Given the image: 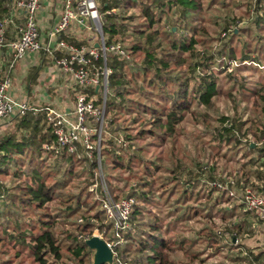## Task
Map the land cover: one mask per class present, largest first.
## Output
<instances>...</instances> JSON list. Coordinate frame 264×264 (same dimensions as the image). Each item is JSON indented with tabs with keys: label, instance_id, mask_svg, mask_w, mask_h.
<instances>
[{
	"label": "rangeland",
	"instance_id": "1",
	"mask_svg": "<svg viewBox=\"0 0 264 264\" xmlns=\"http://www.w3.org/2000/svg\"><path fill=\"white\" fill-rule=\"evenodd\" d=\"M202 5V12L198 15L193 14V17H189V14L184 16L179 6L173 7V10L169 11L168 5L165 8L166 12L155 7L157 17H161L162 22L151 31L158 30L160 39L169 42V31L171 27L175 26L173 29L174 32L178 31L176 34L179 41L188 46L196 41L193 54L191 51L182 53V56L188 59L187 64L173 69H175L176 75L191 79L190 97L193 99L195 95L198 96L193 91L198 87L203 75L198 63L205 61L212 65L213 71L216 73L217 87V95L212 100V107L203 105L198 98H195L190 113L177 126L179 130L176 138L171 139L167 145L163 144L164 146L160 140H149L155 141L156 144L150 146L147 151L145 150L144 165L135 160L131 169L108 170L104 173L102 168L101 171L95 172L97 174H95L94 180L99 187L102 182L107 187V182L111 181L112 185L119 189L118 195L125 188L126 182L129 183V187L140 183V178H144L143 182L150 183L158 205H146V210H151L150 213L145 211L146 218L154 219V216H159L162 219L159 225L164 237L172 240V259L177 264H242L241 260L247 258L249 264H254L253 255L260 251L264 252L262 225L258 223L252 212L248 218H245V213L250 211L245 210L243 204L239 202L232 203L224 191L213 187V185L215 183L225 185L233 180H241L243 173L251 174L252 186L257 188L259 185L260 188L264 184V167H260L263 160L257 153V148L254 147L262 137L261 131L264 128V0H203ZM127 14L136 15L132 27L147 26L145 19L138 16V11L133 10ZM131 31H133L132 28ZM151 31L148 34L152 33ZM121 40L114 39V41H120L127 48H131L132 39ZM230 51L234 52L231 56L233 58L225 59L226 53ZM176 52L181 55L178 50ZM245 55L246 57H244ZM142 59L141 53L134 57L135 63L140 65ZM193 69H195L194 72ZM131 73V71L128 72L129 76ZM20 81L24 83L22 74ZM173 90H175L174 87ZM134 98L138 99L139 97L134 96ZM119 119L121 122L118 121V123L124 127L132 128L130 131L133 135H136L141 127L131 123L132 118L128 116ZM8 120L2 119L0 124ZM231 123L235 125L236 139L234 137L228 140L224 138L225 133L221 129L224 125ZM12 126V124L9 125V127ZM220 136L222 137L220 138ZM123 137L124 134L108 131L102 133L101 138L114 142L117 146L115 149L120 151L124 145ZM145 143L144 140L137 141L140 146ZM172 144L176 148L177 155L180 154V158L184 160L190 171L193 167L194 175H198L200 180L192 189L190 187L191 191L184 197H181V193L188 176L175 179L177 176L173 174V171L178 161L172 159ZM122 152L125 153L123 150ZM79 153H81V158L78 156L77 158L81 159L80 161L85 158L94 161L96 158L95 155L92 159L88 158L83 150H80ZM100 154L99 151L96 156L101 161ZM55 161V157L45 161L49 167L51 165L52 171L58 168ZM104 161L112 163L109 157L104 158ZM85 164L75 163L76 175L72 180H67L66 194L82 193L84 199L87 198L89 192L84 191L90 173ZM156 165L160 168L156 169ZM31 167L33 168L34 165ZM146 167L150 169L152 177L145 174ZM256 172L260 175H257ZM107 174L113 175L109 178L110 180L105 176ZM50 175L49 181L53 183L56 180L53 177L54 172ZM210 175L215 177V180L209 179ZM100 176H102V181ZM21 178V181L16 179V182L26 184L31 180L26 175ZM13 179L15 178L1 177L0 184L8 186L10 193H17L14 190L15 180ZM26 179H29V182ZM174 186H176L177 192L166 203V197L170 196ZM99 189L97 193H93V198L98 200V203ZM163 190H168V192L160 197ZM185 196L188 199H185ZM94 199L88 198L87 202L92 203ZM138 203L140 202L138 201ZM234 203L237 204L234 206ZM67 206L61 201H54L50 204V210L54 217L58 216L54 231L61 241L65 255L63 260L65 263L62 261L60 264H77L72 251H68V247L74 245L72 238L68 235L77 233L76 223L79 218L83 217V213L80 211L77 215L67 216ZM13 209L18 212V215L20 214L18 220L22 231H16L13 221L6 223L4 218H0V240H5L7 243V247L0 243V264L6 260L14 259L15 253L18 251L21 254L19 261L15 264H32L30 248L21 244L16 248L14 246L16 241L8 240L2 230L9 228L11 233L18 235L19 232H23L26 233L24 235L31 236L32 233L42 231L39 228H33V225L39 227L38 220L43 217L35 215L34 209L31 208L27 210ZM6 211L5 208L3 212ZM241 220L248 221L249 224L257 222L259 225H255L257 229L254 232L247 228L242 235H238L240 241L238 244L236 239L233 240L232 231L235 232L234 228L238 224H242ZM96 232L97 230L94 234ZM81 236L84 235H79V240H82ZM183 239L190 241L185 242L184 248H181ZM27 241L29 242V238ZM5 250H8V254L4 253ZM197 253L200 254L199 259L191 262L190 254L196 255Z\"/></svg>",
	"mask_w": 264,
	"mask_h": 264
},
{
	"label": "trees",
	"instance_id": "2",
	"mask_svg": "<svg viewBox=\"0 0 264 264\" xmlns=\"http://www.w3.org/2000/svg\"><path fill=\"white\" fill-rule=\"evenodd\" d=\"M202 2L203 0H101L102 30L107 42L110 43L114 39H122L121 41L132 39L131 48H127L123 44L130 51L131 57L128 59L130 61L108 55V67L112 70V73L108 79L103 133L111 131L124 134V145L119 151L115 149L117 146L114 142L102 140L100 149L102 160L100 162L104 173L108 170L131 169L135 160L144 165V153L150 146L156 144L155 141L149 140H160L162 145H167L171 139L176 138L179 130L177 126L190 113L195 98H198L203 105L212 107V100L217 95L216 73H214L212 65L205 61L198 63L203 75L198 87L194 88L193 91L198 96L195 95L193 99L190 97L191 79L176 75L175 69H173L187 64L188 59L183 57L182 53L191 51V54H193L196 41H193L189 46L179 41L177 39L178 31L174 32L173 29L175 26L171 27L169 31V42L160 39L158 30L151 31L162 22V18L157 17L155 7L161 8L162 12H166L165 8L168 5L169 11L173 10V7L179 6L184 16L189 14V17H193V14L198 15L202 12ZM14 7L13 0H0V24L6 18L11 17V13L15 11ZM133 10L138 11V16L145 19L147 26L137 25L132 27L136 15H128L127 13ZM191 12L192 14H190ZM131 28L133 31H131ZM150 31L152 33L148 34ZM63 39L70 40L67 37ZM139 53L143 55L141 65L135 63L134 60L136 54ZM233 54V51L226 53L225 59L229 57L231 60ZM129 71L132 72L131 76L128 74ZM192 71L194 72L195 69ZM37 74L38 69H35L31 80H36ZM173 87L175 90H173ZM134 96L139 98L135 99ZM123 116L132 118L131 123L138 124V127L141 126L136 135L131 133L130 129L132 128L129 126L124 127V125L118 123V121L121 122L119 118ZM12 125L0 137V178H15L13 179L15 180L14 190L17 193H10L8 186L0 184V218H4L6 223L13 221L16 231H22L18 220L20 214L18 215V212L13 208H23L24 210L31 208L34 209L35 215L43 217L38 220L39 227L33 225V228H39L42 231L27 236L24 235L26 233L19 232L17 235L11 233L9 228H4L3 233H5L8 240L16 241L14 243L16 248L20 244L30 248L32 264H60L65 255L61 241L54 231L58 216L54 217L51 214L50 204L54 201H61L68 205L67 216L77 215L80 211L83 213V217L79 218L76 223L77 233L68 235L74 243V245L68 247V251H72L77 264H93V252L85 244V239L92 237L94 232L98 230L104 234L108 242L115 240L112 224L107 221L100 201L98 203V200L93 198L94 194L89 191L90 186L95 184V172L99 169V161L96 156L98 152L95 153L96 158L94 161L87 158L80 161L81 159H78L76 154H69L66 148L57 144L55 135L48 128L45 112H29L24 116H17L13 118ZM234 126L231 123L222 127L221 131L225 133L224 138L230 140V138L235 137L236 139ZM261 133L263 137L264 128ZM139 140H144L145 145H138L137 141ZM46 146H49V149ZM51 147L55 148L52 149ZM172 149V159L178 161L173 171V174L177 176L175 179L178 180L182 176H188L181 193V197H184L200 180L198 175H194L193 167L190 171L184 160L180 158V154L177 155L173 144ZM257 153L263 160L260 167H264V148L257 149ZM53 157L56 158L55 164L58 167L55 171L51 170V165L49 167L45 163L46 160ZM106 157H109L112 163L104 161ZM76 162L86 163L85 165L90 173L84 191L89 192L86 199H84L82 193L70 195L65 192L68 188L67 180H72L76 175L74 168ZM159 168L156 165V169ZM149 170L146 167L145 174L152 177L153 174ZM52 172H54L53 177L56 179L53 183L49 181ZM256 174L260 175L258 172ZM24 175L31 179L30 182L29 179H26L29 183H17L16 179L21 181V177ZM105 176L110 180L109 178L113 175L107 174ZM209 179L215 180V177L210 175ZM139 180L140 183L133 187H129V183L126 182V186L120 191V195L117 194L119 189H116L111 181L107 182L106 180L108 190L115 200L132 197L140 202L134 207L131 216L133 231L124 233V243L114 248L118 256L117 263L177 264L172 259V240L164 237L162 228L159 225L162 219L159 216H154V219L146 218L147 213L145 211L151 212L149 209L146 210V205L158 204L150 183L143 182L144 178ZM242 181L246 186L251 185V174L243 173V179L237 180V184L240 186ZM263 186L264 184H262ZM257 188H259V185ZM171 190L170 196L166 197V203L171 200L174 193L176 194V186ZM167 192L168 190H163L160 197H163ZM99 193L102 194L101 189H99ZM91 197L94 199L93 202H87V199ZM185 199H188V197ZM5 208L7 211L3 212ZM249 214L251 215V212H246L245 218H248ZM241 222L242 224L240 223L234 228L236 231H232L233 240L236 239L238 244H240L238 235H242L247 228L254 232L257 229L255 225L258 224L257 222L249 224L248 221L244 220H241ZM79 235H84L81 236L82 240L78 239ZM28 238L29 242L27 241ZM188 241L190 240L183 239L181 248H184L183 245ZM0 243L2 246L7 247L5 240L1 239ZM4 253L8 254V250H5ZM20 254V251L16 252L14 259L6 260L3 264H15L19 261ZM199 256V253L196 255L190 254V261L195 262L199 259ZM253 257L254 264H264V252L260 251L254 254ZM247 261L248 258L241 260V263L249 264ZM63 263L65 262L63 261Z\"/></svg>",
	"mask_w": 264,
	"mask_h": 264
},
{
	"label": "built area",
	"instance_id": "3",
	"mask_svg": "<svg viewBox=\"0 0 264 264\" xmlns=\"http://www.w3.org/2000/svg\"><path fill=\"white\" fill-rule=\"evenodd\" d=\"M13 1L15 11L22 15L23 22L18 27L19 37L10 42L7 41L6 30L7 26L13 23V19L8 17L0 24V55L5 49H10L14 54V60L0 78V120L36 111L28 101L20 100L12 94V72L18 61L43 51L52 59L56 70L70 79L76 93L75 105L71 110H57L52 107L43 109L48 128L55 135L57 144L66 148L69 154H76L81 158L79 151L83 150L87 157L92 159L96 152L99 154L102 140L108 79L112 73L108 67V55L128 60L131 57L130 51L118 41L107 42L101 29V0H64L59 22L51 29L47 39L42 36L39 21L42 0ZM73 25L95 32L96 43L84 46L63 39L62 36ZM96 44H99V47H96ZM254 147L264 148V136ZM46 148L49 149V146ZM57 149L59 150L58 147ZM98 161V170L101 171L100 159ZM100 180L102 181V176ZM213 187L224 191L232 203L239 202L245 210L254 213L264 230V186H246L243 181L239 186L237 181L233 180L225 185L215 183ZM99 188L102 194L97 198L107 221L112 224L115 240L108 242L98 230L94 235L104 239L112 249L113 264H132L117 263L118 256L114 248L124 243V233L133 231L131 216L138 201L132 197L115 200L103 182L100 187L96 183L91 185L89 191L97 193ZM89 238L91 237L85 240Z\"/></svg>",
	"mask_w": 264,
	"mask_h": 264
},
{
	"label": "crops",
	"instance_id": "4",
	"mask_svg": "<svg viewBox=\"0 0 264 264\" xmlns=\"http://www.w3.org/2000/svg\"><path fill=\"white\" fill-rule=\"evenodd\" d=\"M64 0H42V9L39 21L42 36L47 39L51 29L59 22L63 10ZM13 23L7 26V41H13L19 37L18 27L23 22V17L17 11L11 13ZM69 38L76 45L91 46L96 43V33L73 25L71 29L62 36ZM14 60V54L10 49H5L0 55V78L3 77L5 69ZM38 69L36 80H31L32 73ZM24 76V83L20 81V75ZM12 94L42 113L46 107L57 110H71L75 105L76 93L74 86L68 77L59 73L52 59L45 53L31 54L18 61L12 72ZM17 117V116H16ZM15 118V117H13ZM13 118L0 124V137L12 124ZM237 204V203H236ZM235 206V204H234ZM259 224H256V226ZM257 228V227H256Z\"/></svg>",
	"mask_w": 264,
	"mask_h": 264
},
{
	"label": "water",
	"instance_id": "5",
	"mask_svg": "<svg viewBox=\"0 0 264 264\" xmlns=\"http://www.w3.org/2000/svg\"><path fill=\"white\" fill-rule=\"evenodd\" d=\"M102 29V25H101ZM103 31V30H102ZM99 47V44H96ZM85 244L93 251V264H113V251L108 246L107 242L94 235L91 238L85 240Z\"/></svg>",
	"mask_w": 264,
	"mask_h": 264
}]
</instances>
